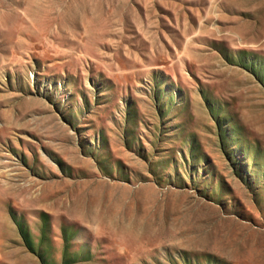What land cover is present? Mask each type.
I'll return each instance as SVG.
<instances>
[{"label":"rangeland","instance_id":"374dc122","mask_svg":"<svg viewBox=\"0 0 264 264\" xmlns=\"http://www.w3.org/2000/svg\"><path fill=\"white\" fill-rule=\"evenodd\" d=\"M0 264H264V0H0Z\"/></svg>","mask_w":264,"mask_h":264},{"label":"trees","instance_id":"16d2710c","mask_svg":"<svg viewBox=\"0 0 264 264\" xmlns=\"http://www.w3.org/2000/svg\"><path fill=\"white\" fill-rule=\"evenodd\" d=\"M19 235H20V237L22 239V242H24L23 236L20 234V232H19Z\"/></svg>","mask_w":264,"mask_h":264}]
</instances>
